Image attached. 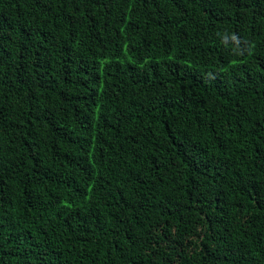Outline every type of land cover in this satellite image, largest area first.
<instances>
[{"label":"trees","instance_id":"16d2710c","mask_svg":"<svg viewBox=\"0 0 264 264\" xmlns=\"http://www.w3.org/2000/svg\"><path fill=\"white\" fill-rule=\"evenodd\" d=\"M0 264H264V0H0Z\"/></svg>","mask_w":264,"mask_h":264}]
</instances>
